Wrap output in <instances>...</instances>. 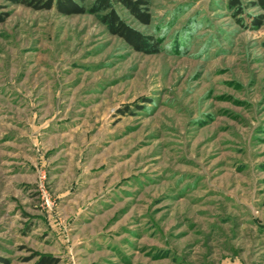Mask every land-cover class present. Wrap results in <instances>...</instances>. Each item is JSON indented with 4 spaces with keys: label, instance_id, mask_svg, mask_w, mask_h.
I'll list each match as a JSON object with an SVG mask.
<instances>
[{
    "label": "rangeland",
    "instance_id": "obj_1",
    "mask_svg": "<svg viewBox=\"0 0 264 264\" xmlns=\"http://www.w3.org/2000/svg\"><path fill=\"white\" fill-rule=\"evenodd\" d=\"M0 0V264H264V9Z\"/></svg>",
    "mask_w": 264,
    "mask_h": 264
},
{
    "label": "trees",
    "instance_id": "obj_2",
    "mask_svg": "<svg viewBox=\"0 0 264 264\" xmlns=\"http://www.w3.org/2000/svg\"><path fill=\"white\" fill-rule=\"evenodd\" d=\"M23 3L35 9H44L55 7L62 13H85L93 12L98 15L100 21L108 30L121 36L129 45L135 49L146 52L156 51L158 44L153 36L142 33L134 28L117 10L116 4L120 3L131 14H135L140 20L148 22L150 14L148 13L149 0H7ZM230 4L240 13L242 10L240 0H229ZM262 9H264V0H256ZM4 17V12L0 10V20ZM264 20V12L256 13L251 17V24L260 25Z\"/></svg>",
    "mask_w": 264,
    "mask_h": 264
}]
</instances>
